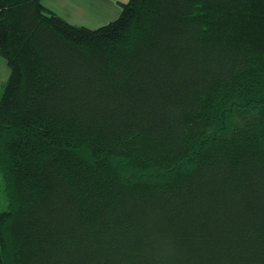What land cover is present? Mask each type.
<instances>
[{"label": "trees", "instance_id": "1", "mask_svg": "<svg viewBox=\"0 0 264 264\" xmlns=\"http://www.w3.org/2000/svg\"><path fill=\"white\" fill-rule=\"evenodd\" d=\"M120 5L0 0V264H264V0Z\"/></svg>", "mask_w": 264, "mask_h": 264}, {"label": "rangeland", "instance_id": "2", "mask_svg": "<svg viewBox=\"0 0 264 264\" xmlns=\"http://www.w3.org/2000/svg\"><path fill=\"white\" fill-rule=\"evenodd\" d=\"M127 0H42L49 9L72 24L95 28L116 18L120 2ZM6 59L0 55V92L9 75Z\"/></svg>", "mask_w": 264, "mask_h": 264}, {"label": "crops", "instance_id": "3", "mask_svg": "<svg viewBox=\"0 0 264 264\" xmlns=\"http://www.w3.org/2000/svg\"><path fill=\"white\" fill-rule=\"evenodd\" d=\"M55 12V11H54ZM7 205L6 199L4 197V194L1 191V184H0V209L5 208Z\"/></svg>", "mask_w": 264, "mask_h": 264}]
</instances>
